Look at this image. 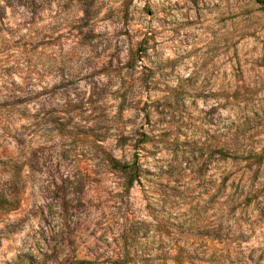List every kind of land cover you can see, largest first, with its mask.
I'll use <instances>...</instances> for the list:
<instances>
[{"label":"rangeland","instance_id":"1","mask_svg":"<svg viewBox=\"0 0 264 264\" xmlns=\"http://www.w3.org/2000/svg\"><path fill=\"white\" fill-rule=\"evenodd\" d=\"M81 2L0 17V264H264L262 5Z\"/></svg>","mask_w":264,"mask_h":264},{"label":"trees","instance_id":"2","mask_svg":"<svg viewBox=\"0 0 264 264\" xmlns=\"http://www.w3.org/2000/svg\"><path fill=\"white\" fill-rule=\"evenodd\" d=\"M38 2H42V0H0V17L3 14V11L11 6L18 5V6H23L27 7L30 9L33 13L36 11V8L40 6ZM258 3H260L264 9V0H257ZM80 11L82 13V19L86 20L87 22L92 21L97 15L98 12L94 10V4L87 2V0H83L81 2L80 6ZM143 44V43H141ZM137 51L143 53L146 51V48L143 47L142 45L139 46ZM142 55L140 56H132L131 58V67L136 66L137 62L142 59ZM143 139L141 141H138V144H135V152H134V158L132 162H121L118 158L115 156L111 155L107 151H104V154L106 155L105 162L107 163L108 166H111L113 169L118 170L121 174L124 175V180H125V185L127 190H131L134 185L140 180L141 176V168H140V162H139V157H140V152H139V145L140 143H149L150 142V135L148 133L143 132L142 133ZM125 141L129 140V136H124ZM98 149H102L101 144H97ZM236 152H239L240 150H235ZM245 150L242 151V153H247L248 159H253V161L249 164L250 168L253 166L260 167L263 162H264V152H255L253 150L244 152ZM219 153L223 158H228L230 157L229 153L226 151L225 148H221L219 150ZM229 176H225L221 182V190L224 189L229 181ZM9 204V200L4 197L3 195L0 196V210H7V205ZM180 252V251H179ZM179 252L177 254L171 256L167 255V257L172 258L175 260L177 263H181V257ZM113 264H132V259L130 258V254L128 251H126V248H123V252H121L115 260H113Z\"/></svg>","mask_w":264,"mask_h":264}]
</instances>
